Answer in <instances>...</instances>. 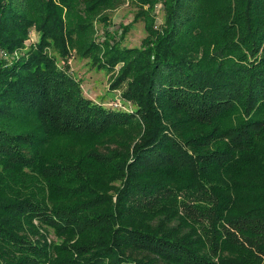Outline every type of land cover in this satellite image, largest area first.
Here are the masks:
<instances>
[{
	"label": "trees",
	"instance_id": "1",
	"mask_svg": "<svg viewBox=\"0 0 264 264\" xmlns=\"http://www.w3.org/2000/svg\"><path fill=\"white\" fill-rule=\"evenodd\" d=\"M0 264H264V0H0Z\"/></svg>",
	"mask_w": 264,
	"mask_h": 264
},
{
	"label": "rangeland",
	"instance_id": "2",
	"mask_svg": "<svg viewBox=\"0 0 264 264\" xmlns=\"http://www.w3.org/2000/svg\"><path fill=\"white\" fill-rule=\"evenodd\" d=\"M134 7L132 4H125L124 6L111 13L112 23L110 29H117L119 24H130L134 19ZM145 38V29L142 22L136 23L131 32L126 38L125 44L129 46H140L141 41ZM37 33L33 32L31 38L27 42L28 46L37 41ZM70 67L73 75L81 78L82 86L85 93L91 98L99 101L101 98L107 97L108 87L110 86L111 76L105 71L100 72L92 69L88 60H79L77 55L73 53L70 59ZM119 96H117L118 99Z\"/></svg>",
	"mask_w": 264,
	"mask_h": 264
}]
</instances>
